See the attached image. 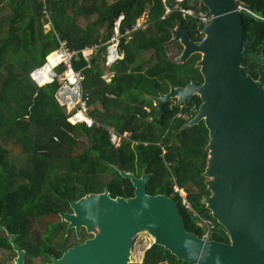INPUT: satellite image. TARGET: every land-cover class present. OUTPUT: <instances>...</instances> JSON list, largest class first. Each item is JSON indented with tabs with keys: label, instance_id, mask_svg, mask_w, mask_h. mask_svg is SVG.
<instances>
[{
	"label": "trees",
	"instance_id": "trees-1",
	"mask_svg": "<svg viewBox=\"0 0 264 264\" xmlns=\"http://www.w3.org/2000/svg\"><path fill=\"white\" fill-rule=\"evenodd\" d=\"M257 1L259 7L254 11L264 18V0ZM184 5H189V0ZM47 8L52 20L49 30L44 29L42 2L0 0V248L11 256L16 254L2 229L6 226L25 249L26 264H41L34 258L42 251L48 260L50 254L62 256L69 247L87 238L83 239L88 232L84 230L79 238L75 229H67L66 221L54 220L41 237L32 232L33 225L41 216L71 211V200L92 192L108 189L112 197L133 196L131 180L123 177L119 169L137 176L146 169L150 173L147 192L173 196L188 231L202 236L204 229L199 221L203 217L214 225L210 239L229 242L227 230L203 203L204 196L211 193L203 175L209 159V131L204 121L184 127L188 119L177 117V107L170 110L169 102L165 103L162 119L149 120L156 111L150 96L167 93L170 81L175 86H185L193 79H203L197 66L200 53L182 63L170 56L172 47L182 49L169 44L172 29L182 24L196 40V22L177 11L163 19L162 0H47ZM145 12L148 26L121 38L124 57L110 66L112 76L107 81L103 77L107 70L105 42L113 33L115 20L124 15V32ZM81 16L88 19L85 26L78 22ZM250 17L244 22L246 38H255L251 47L261 54L264 19ZM59 40L76 51L72 63L74 69L82 71L83 87L90 94V114L97 122L92 127L68 120L56 97L58 79L39 85L30 77L33 69L43 65L46 56L60 46ZM94 45L97 50L87 59L82 51ZM244 65L250 66L249 74L258 78L261 64L255 57L248 55ZM40 76L42 82L51 79L45 68L40 70ZM193 100L197 107L202 101L198 95ZM146 105L152 106L150 112L144 109ZM108 127L120 134H131L115 146ZM82 137L87 145L77 152ZM159 143L166 146L164 156ZM9 144L18 146L24 154L19 164L11 159L13 147ZM103 175L110 176V180L102 181ZM173 176L186 189L198 215L174 192ZM141 252L142 264H193L156 243L149 247L146 243Z\"/></svg>",
	"mask_w": 264,
	"mask_h": 264
},
{
	"label": "water",
	"instance_id": "water-1",
	"mask_svg": "<svg viewBox=\"0 0 264 264\" xmlns=\"http://www.w3.org/2000/svg\"><path fill=\"white\" fill-rule=\"evenodd\" d=\"M197 0H192L196 4ZM212 20L200 24L204 40L194 41L182 24L172 29L169 44L181 42L183 51L175 57L182 63L193 54L203 81L185 86L169 82L167 93L150 96L157 102L155 117H162L164 104L172 98L188 104L198 94L196 114L184 124L204 121L209 131L207 178L210 194L203 203L229 234L230 241L204 239L188 231L175 198L167 193L149 194L150 173L140 176L119 169L135 190L130 197H112L108 189L70 201L72 211L60 212L67 229L80 238L84 227L92 237L76 243L62 256L52 255L46 264H131L137 234L148 231L154 243L179 259L193 264H264V55L244 41V23L235 0H203ZM255 57L259 76L249 74L245 57ZM95 226L99 227L96 231ZM7 235L17 252L15 264H25L26 251L8 228Z\"/></svg>",
	"mask_w": 264,
	"mask_h": 264
},
{
	"label": "built area",
	"instance_id": "built-area-1",
	"mask_svg": "<svg viewBox=\"0 0 264 264\" xmlns=\"http://www.w3.org/2000/svg\"><path fill=\"white\" fill-rule=\"evenodd\" d=\"M43 3V18L47 19L48 24L47 27L52 29V20L50 16V11L47 8V0H38ZM165 3V11L162 15V18L165 19L168 15L171 14L173 11H177L181 13L182 17L185 19L194 20L196 22V29L195 35L198 37V40H204L206 38V33L199 28L200 24H207L212 20V14L209 12L208 9L202 8V6L193 4L192 0H189V5H184L185 1L187 0H173L172 4H168V0H162ZM243 6L238 4L237 10H243ZM124 19V15L121 14L114 22L113 25V33L111 37L105 42L107 46L106 52V59L104 61L107 70H109L110 66L114 62L124 57V52L120 49V41L123 36L129 37L132 32L143 29L148 26V15L145 12L139 18H137L136 22L131 26L125 28L124 32L121 30L122 20ZM60 41V46L52 51L49 55H53L52 59H49V55L46 56L45 64L35 69L30 73L31 78L37 82L39 85H43L47 82H50L54 79L56 72L54 68L62 64L63 66V76L61 78V84L58 89L57 100L62 107H64L66 113L68 114V120L73 123H82L84 122L87 126L92 127L97 122L90 114L91 106H90V94L89 92L85 91L83 87V80L84 75L81 70H76L73 67L72 59L73 56L76 54V51L69 50L65 42ZM91 49V51H89ZM97 50V45H94L91 48H86L82 52L87 59H90L93 52ZM47 65H50L49 73L51 74V79L46 82H42L40 80V70L44 69ZM106 70V71H107ZM110 71V70H109ZM112 76V71L105 72L103 77L110 81ZM182 104V103H181ZM182 106V105H181ZM184 107L188 109L184 110ZM182 108V112L180 115H183L187 119H191L196 112L198 111L199 106L197 107V103L195 100H191L188 105ZM110 139L115 146L121 145L124 138H127L131 132L127 134H120L118 133L113 127H108ZM160 144V143H159ZM162 148V156L166 153V146L164 144H160ZM168 167H171L170 162H166ZM173 189L174 192L180 197L182 203L188 207L190 210H193L190 201L188 200V193L185 188L179 186L176 183V179L173 176ZM194 211V210H193ZM194 213L198 215L195 211ZM199 225L203 227L204 233L202 238L210 239L211 233L213 232L214 225L211 221L200 217ZM148 246V244H147Z\"/></svg>",
	"mask_w": 264,
	"mask_h": 264
},
{
	"label": "rangeland",
	"instance_id": "rangeland-1",
	"mask_svg": "<svg viewBox=\"0 0 264 264\" xmlns=\"http://www.w3.org/2000/svg\"><path fill=\"white\" fill-rule=\"evenodd\" d=\"M87 21H88V19L85 18V17H83V16H81V17L78 18L79 24H81L83 26H85V24L87 23ZM47 24H48V21H47V19H45L44 29H48ZM89 51H91V49H89ZM178 52L179 51L177 49H175L174 47H172L171 50H170V56L172 58H175L177 55H179ZM201 57H202V54H201ZM43 65H41L39 67H36L35 69L40 68ZM60 67H63L62 64H59V65H57L54 68V70L56 72V75L54 76V79H58L60 81V84H61V78L63 76V73H62V70L63 69L62 70H59ZM35 69H33V71ZM106 72H110V71L107 70ZM52 81H50V82H52ZM50 82H47V83H50ZM47 83H45V84H47ZM45 84H43V85H45ZM57 94H58V92L56 93V97H57ZM91 109H92V107H91ZM86 145H87L86 139H84L82 137L80 139V143L78 144L77 152L82 151L86 147ZM8 147H13L10 150L12 152L11 159L14 162H16L17 164H19V162H21V160H24V154L22 153V151L20 150V148L18 146H12L11 144H9ZM108 180H110V176H108V175H103L102 176V181L106 182ZM54 220H57V221L61 220V216L59 214L58 215L48 214V215L41 216L35 222V224L33 225L32 232H35L36 234H38L41 237H44V234L46 233V229H47V224L49 222L54 221ZM72 229H74V228H72ZM72 229H70V230H72ZM82 232H84V231H82ZM93 233L94 232L87 233V234H84L83 233L85 235L83 237V239L85 237H88L90 235H93ZM71 240H74V238H71ZM146 243L148 244L147 247H149L150 245H152L154 243V237L148 231H142V232H140L139 234L136 235V237L134 239V242H133V249H132L131 261H130L131 264H142L143 254H142V252L140 253V251H143V248H144V246H145ZM0 254H5V252H3V253L0 252ZM47 260L48 259H47L46 255H45V251H42V253L39 255V257L34 258V261L36 263L44 262V261H47Z\"/></svg>",
	"mask_w": 264,
	"mask_h": 264
},
{
	"label": "flooded vegetation",
	"instance_id": "flooded-vegetation-1",
	"mask_svg": "<svg viewBox=\"0 0 264 264\" xmlns=\"http://www.w3.org/2000/svg\"><path fill=\"white\" fill-rule=\"evenodd\" d=\"M196 4L197 5H200V6H206L205 4H204V2H203V0H197V2H196ZM235 4H236V6H238V4H241L242 6H243V10H241L240 11V13H241V17H242V19H243V23L244 22H247L248 20H250L251 19V17H250V15H253V16H255L256 18H263L262 16H261V14L260 13H258V12H255L254 11V8H258L259 7V3H258V1L257 0H235ZM264 19V18H263ZM146 28V27H145ZM185 28V27H184ZM186 30H188L187 28H185ZM189 31V30H188ZM190 32V31H189ZM190 34H191V32H190ZM191 38L193 39V37H192V35H191ZM194 40V39H193ZM248 40H250V41H252V43L249 45V48L254 52V53H256L257 55H264V51H262V53L261 54H259L257 51H255L251 46L253 45V43H254V41H255V38H246V34H245V25H244V41H248ZM194 41H197V39L196 40H194ZM173 46H182V49L181 50H178L179 52V54L183 51V45H182V43L181 42H175V43H173L172 44ZM201 55V54H200ZM248 56V55H247ZM246 56V57H247ZM245 57V58H246ZM123 59V58H122ZM263 60H264V58H263ZM262 66H264V63L262 64ZM260 67V66H259ZM258 67V68H259ZM196 80V79H195ZM200 81H203V79L202 80H200ZM196 95H198V94H195V95H193L190 99H189V102L188 103H190L191 102V100H193V98H194V96H196ZM199 96V95H198ZM200 97V96H199ZM153 100V99H152ZM167 102H169V109L170 110H173L174 108H176L177 107V109H178V113L176 114V116L177 117H180V116H183V115H180L181 114V112H182V108L185 106V104L182 102V104L181 103H178V101H177V98H172V99H170L169 101H167ZM166 103V102H165ZM182 105V106H181ZM188 105V104H187ZM186 105V106H187ZM152 106L153 107H155V109H156V111H155V113L152 115V116H150V118H149V120H156V119H158V118H160V119H162V117H155V115H156V112H157V102H155L154 100H153V104H152ZM152 106H144V109L145 110H147L148 112H150L151 110H152ZM185 108V107H184ZM164 110H165V104H164ZM165 113V112H164ZM184 117V116H183ZM185 118V117H184ZM185 119H187V118H185ZM189 120V119H188ZM7 227L6 226H3V228L2 229H4L5 231H6V234H7V229H6ZM86 230L84 227L82 228V230H81V232L82 231H84V230ZM17 236V235H16ZM88 238V237H87ZM87 238H85V239H87ZM84 239V240H85ZM83 240V241H84ZM82 241V242H83ZM54 243H55V241H54ZM14 250V249H13ZM15 251V250H14ZM0 252L1 253H3V252H5V254H0V264H15V258H16V256H17V252H16V254L15 255H13V256H11L10 254L11 253H9L8 251H5L3 248H0ZM51 256L52 255H55V254H50ZM57 256V255H56ZM39 257V256H38ZM58 257V256H57ZM50 261H52V258L50 257V259L49 260H47V261H44V262H40L41 264L43 263V264H46V263H48V262H50ZM25 262H26V254H25ZM26 264V263H25Z\"/></svg>",
	"mask_w": 264,
	"mask_h": 264
},
{
	"label": "bare ground",
	"instance_id": "bare-ground-1",
	"mask_svg": "<svg viewBox=\"0 0 264 264\" xmlns=\"http://www.w3.org/2000/svg\"><path fill=\"white\" fill-rule=\"evenodd\" d=\"M52 59V58H51ZM45 70L46 71H49L50 70V65H47L46 67H45ZM95 228H96V231H99V227L98 226H95Z\"/></svg>",
	"mask_w": 264,
	"mask_h": 264
}]
</instances>
